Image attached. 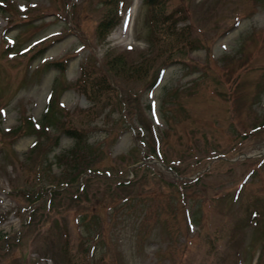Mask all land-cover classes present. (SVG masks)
I'll use <instances>...</instances> for the list:
<instances>
[{
	"label": "rangeland",
	"instance_id": "374dc122",
	"mask_svg": "<svg viewBox=\"0 0 264 264\" xmlns=\"http://www.w3.org/2000/svg\"><path fill=\"white\" fill-rule=\"evenodd\" d=\"M131 3L0 0V264H264V0H137L122 21ZM107 187L132 205L109 213ZM78 208L109 215L105 244Z\"/></svg>",
	"mask_w": 264,
	"mask_h": 264
},
{
	"label": "trees",
	"instance_id": "16d2710c",
	"mask_svg": "<svg viewBox=\"0 0 264 264\" xmlns=\"http://www.w3.org/2000/svg\"><path fill=\"white\" fill-rule=\"evenodd\" d=\"M149 1L152 2L153 0H143V2H145V3H148ZM111 24H112L111 19H108V21H107V19L100 18V20L97 22V27H98V29L99 28L101 29L102 26L107 25V27H108V26H111ZM88 91L90 92V94L92 96H94L92 99H94V98L96 99L95 87L94 88L89 87ZM45 104H46V107H45L46 111L43 113V115L47 116L48 111L50 110V107H51L50 96H49V98ZM63 129L73 138V141H72V144L69 147H67L66 149L63 148V149H60L58 152H56L54 154V157L57 159L58 162H60L61 159L65 158V162H66L67 166L70 167L74 171V173L70 172V177L66 176L67 180H64L65 184L68 183L71 185V183L76 179L75 175L79 171L78 166H76V162H79L83 157L87 156V154L83 151V149L81 150V148L83 147V144H82L83 140L81 139V137L78 133L79 128L74 126V125L69 124L66 127H64ZM35 143L36 142H34L33 144H35ZM151 143H152V141H151ZM89 170L90 169H88L87 171H89ZM67 172L68 171L66 170V173H64V174L66 175ZM73 177H75V178H73ZM118 182L120 183L122 181H118ZM124 182H127V181H124ZM124 182H122V183H124ZM61 185L62 184L54 185L50 188V195L51 196L50 195L49 196H42L41 194H38V196L42 197L41 198L42 199L41 205L35 204V203L31 204V202L28 203L29 209L27 208L28 209L27 216L23 217V219H24V221L22 222V225H24V226H22L23 228L24 227L26 228V226L33 227V229H35V230H38V228H42L41 227L42 223L49 218L50 210L52 208H54L55 206H57L58 204H61L64 200L65 196L62 195V191H61L62 189H60V190L58 189ZM81 189H84L83 185H80V190ZM74 195H76V193H74ZM133 196H134V193L126 194V195H124L123 198H121V197L118 198V197H116L115 193H113L112 188L108 189V187H107V189L105 190V194L103 195L102 200H103V202L107 201L106 206L108 205V207H109V213H111L112 210H117L119 212V211H123V209H126L127 206H129L131 204ZM55 197H57L56 200H54ZM26 200H28V199H26ZM73 200H75V199H73V197L70 196V199L67 201L72 202ZM76 207H80V206L78 205ZM104 208H106V207H104ZM78 209L83 210L82 208H78ZM84 210L81 211L80 213H77L76 218H79V222L82 223L84 228H87L86 224L90 225L92 228H97L96 231L92 234V237L95 238L96 240H101L105 244L106 237L104 236V229H105L106 225L103 228V226H104L103 220H105L106 217L109 218V215L106 213V215L104 217L102 215V213L99 211H98V213L94 211V213L88 214V212L84 211ZM38 211H39V214L36 216L35 214ZM52 219H53V222L50 224V226L51 227L52 226L58 227L59 224H58L57 220L55 218H52ZM18 235H20V236H17L15 241L16 242L24 241V239L22 238L21 231H20V234H18ZM5 238H6V236L3 235L1 237V240H5ZM85 252H86V248H85ZM88 261L89 260H85V262H88ZM92 261H94V262H92ZM88 264H98V262H97V260L92 259L91 263L89 262Z\"/></svg>",
	"mask_w": 264,
	"mask_h": 264
},
{
	"label": "bare ground",
	"instance_id": "6f19581e",
	"mask_svg": "<svg viewBox=\"0 0 264 264\" xmlns=\"http://www.w3.org/2000/svg\"><path fill=\"white\" fill-rule=\"evenodd\" d=\"M137 0H132V3L129 5V7L126 9L124 17L122 21H125L126 15L130 14L133 8L135 7L134 5L136 4ZM118 31V30H117ZM116 32V31H115Z\"/></svg>",
	"mask_w": 264,
	"mask_h": 264
}]
</instances>
